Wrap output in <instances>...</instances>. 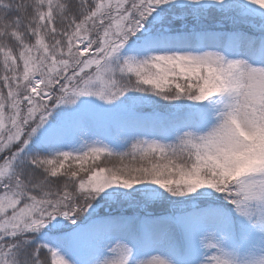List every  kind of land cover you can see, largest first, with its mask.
<instances>
[{"label": "snow or ice", "instance_id": "6c2138e0", "mask_svg": "<svg viewBox=\"0 0 264 264\" xmlns=\"http://www.w3.org/2000/svg\"><path fill=\"white\" fill-rule=\"evenodd\" d=\"M0 264H264V0H0Z\"/></svg>", "mask_w": 264, "mask_h": 264}, {"label": "trees", "instance_id": "16d2710c", "mask_svg": "<svg viewBox=\"0 0 264 264\" xmlns=\"http://www.w3.org/2000/svg\"><path fill=\"white\" fill-rule=\"evenodd\" d=\"M247 30V29H246ZM256 35H258V33H255ZM144 111H150V109H144ZM103 163H105L108 167H114V166H119V161L113 159V160H108V161H104ZM82 175H85L82 173ZM164 210L163 208L161 207H155L154 208V211L156 212H160ZM109 211H112L111 209L107 208L106 206L103 207L100 212H99V215L103 216V215H106ZM131 209L127 210V213L126 214H131Z\"/></svg>", "mask_w": 264, "mask_h": 264}, {"label": "rangeland", "instance_id": "374dc122", "mask_svg": "<svg viewBox=\"0 0 264 264\" xmlns=\"http://www.w3.org/2000/svg\"><path fill=\"white\" fill-rule=\"evenodd\" d=\"M145 109H148V108H145ZM156 207H160V206H156Z\"/></svg>", "mask_w": 264, "mask_h": 264}]
</instances>
